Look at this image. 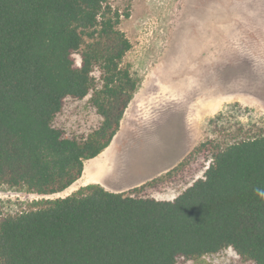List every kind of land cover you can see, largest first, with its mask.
I'll return each mask as SVG.
<instances>
[{"label": "trees", "instance_id": "obj_1", "mask_svg": "<svg viewBox=\"0 0 264 264\" xmlns=\"http://www.w3.org/2000/svg\"><path fill=\"white\" fill-rule=\"evenodd\" d=\"M111 2L0 0V187L65 192L114 141L138 82L121 67L132 43ZM88 96L100 122L69 136L59 117ZM177 179L192 183L153 196ZM36 205L0 214V264H181L226 249L264 264V130L208 140L129 191L89 185Z\"/></svg>", "mask_w": 264, "mask_h": 264}, {"label": "rangeland", "instance_id": "obj_2", "mask_svg": "<svg viewBox=\"0 0 264 264\" xmlns=\"http://www.w3.org/2000/svg\"><path fill=\"white\" fill-rule=\"evenodd\" d=\"M111 5L124 16L118 28L132 43L121 67L138 82L120 130L105 150L115 159L105 154L86 161L93 172L84 171L58 194L0 187L2 216L89 185L129 191L178 167L208 140L227 145L264 130V0H112ZM76 60L79 64V54ZM99 122L90 96L69 102L59 117L69 136L88 133ZM97 177L102 182L84 181ZM186 182L177 179L153 196L174 200L192 183ZM181 264L252 263L226 249Z\"/></svg>", "mask_w": 264, "mask_h": 264}, {"label": "crops", "instance_id": "obj_3", "mask_svg": "<svg viewBox=\"0 0 264 264\" xmlns=\"http://www.w3.org/2000/svg\"><path fill=\"white\" fill-rule=\"evenodd\" d=\"M105 154H107L106 155V158H109V160L115 159V156H111V153L109 154V151H104L100 156H105ZM91 165H92V163H89L88 166H86V168L84 169V171L86 172V174L91 173L89 171H92L94 169L93 168V165L92 166ZM82 180H83V178H82ZM84 181H85V179H84ZM100 182H102V180L99 177H97L96 179H94V181L85 182V183H100Z\"/></svg>", "mask_w": 264, "mask_h": 264}, {"label": "bare ground", "instance_id": "obj_4", "mask_svg": "<svg viewBox=\"0 0 264 264\" xmlns=\"http://www.w3.org/2000/svg\"><path fill=\"white\" fill-rule=\"evenodd\" d=\"M88 166V165H87ZM92 166V165H91ZM90 168V167H89ZM88 170V169H87ZM89 172H92V171H89ZM96 172V171H95ZM92 178V177H91ZM90 181H93V179H88L86 178L85 182H90Z\"/></svg>", "mask_w": 264, "mask_h": 264}]
</instances>
